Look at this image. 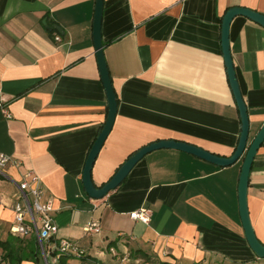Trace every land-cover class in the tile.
Instances as JSON below:
<instances>
[{
  "label": "crops",
  "instance_id": "1",
  "mask_svg": "<svg viewBox=\"0 0 264 264\" xmlns=\"http://www.w3.org/2000/svg\"><path fill=\"white\" fill-rule=\"evenodd\" d=\"M96 4L0 0V95L12 113L7 119L0 111V154L13 159L0 172V239L11 235L18 185L33 172L53 199L57 239L102 263L109 264V253L113 262L130 264L141 250L171 264H264L240 216L244 157L221 167L160 149L106 197L87 195L84 168L108 117L94 43ZM233 7L264 14V0H104L103 52L118 111L93 166L97 187L138 150L161 140L234 154L242 123L222 49L223 18ZM54 25L62 33L48 29ZM230 50L250 143L264 125V27L235 17ZM140 208L152 211L149 224L131 218ZM248 208L264 245V142L250 172ZM94 221L101 232L85 233Z\"/></svg>",
  "mask_w": 264,
  "mask_h": 264
},
{
  "label": "water",
  "instance_id": "2",
  "mask_svg": "<svg viewBox=\"0 0 264 264\" xmlns=\"http://www.w3.org/2000/svg\"><path fill=\"white\" fill-rule=\"evenodd\" d=\"M103 9L104 0H97L96 13L94 20V43L97 55V60L100 68L101 79L104 84L107 99H108V117L107 121L100 132L98 138L96 139L83 172V186L87 195L92 199H102L106 197L109 192L118 188L128 177L133 168L149 153L160 150V149H174L186 152L188 154L194 155L201 158L207 162L213 163L217 166L228 167L236 162H238L242 157H244L242 172L240 176L239 183V208L240 216L245 232L247 242L260 259H264V245L257 238V235L253 229V225L250 218L249 208H248V185L249 177L255 156L264 142V125L258 134L255 136L252 142L249 143L250 139V120L247 110V105L241 93L240 85L237 79V74L234 67V62L230 50V27L233 19L237 16H244L253 22L264 27V14L259 13L254 10H250L244 7H233L230 8L222 22V49L224 54V59L228 71L230 85L240 111L242 131L240 135V140L234 154L227 158L221 157L219 155L213 154L206 151L198 146L176 140H161L159 142L151 143L133 154L116 172V174L111 178L109 182L104 184L102 187H97L92 179V170L95 161L99 155L101 148L103 147L108 135L110 134L118 111V101L116 92L113 88V82L109 74L107 63L105 60L103 52V40H102V19H103ZM46 24V21H44ZM49 30H57L62 33L59 26L54 25L48 27Z\"/></svg>",
  "mask_w": 264,
  "mask_h": 264
},
{
  "label": "built area",
  "instance_id": "3",
  "mask_svg": "<svg viewBox=\"0 0 264 264\" xmlns=\"http://www.w3.org/2000/svg\"><path fill=\"white\" fill-rule=\"evenodd\" d=\"M0 111L7 119L12 118L9 106L3 96L0 95ZM13 159L9 156L0 154V172L1 168L10 164ZM15 166H19L13 162ZM19 195L17 200L12 205L14 220L10 228V232L14 235L20 234L23 236L36 235L42 256L47 264H50L47 259V254L44 250V244L57 239L59 228L53 219L55 211L54 202L51 198L45 197L44 189L40 184V178L33 172H28L23 176L21 183L18 185ZM3 203L0 195V205ZM152 217V211L148 208H140L132 212L131 218L135 221L149 224ZM87 234H98L101 232V227L98 222L94 221L84 228ZM58 255L53 256L52 264L58 262V258L62 254H72L75 256L84 255V251L77 245L68 240H60L58 245ZM113 252L114 249H111Z\"/></svg>",
  "mask_w": 264,
  "mask_h": 264
},
{
  "label": "trees",
  "instance_id": "4",
  "mask_svg": "<svg viewBox=\"0 0 264 264\" xmlns=\"http://www.w3.org/2000/svg\"><path fill=\"white\" fill-rule=\"evenodd\" d=\"M28 238L30 239L25 240ZM58 245V239L45 243L44 250L46 254L48 256L58 255ZM0 248L2 249L4 260L8 261L9 264H22L24 261H31L35 264H40V262L43 260L38 239L33 235L23 236L20 234L14 235L11 233L8 239H0ZM138 257L142 258V260L144 259L145 264H171L170 262L161 261L156 256H150L147 252H142L141 250H138L135 253V260H137ZM74 260H77L79 264H106L92 259L90 256H86L85 252L82 256L62 254L59 256L58 262L55 264H72Z\"/></svg>",
  "mask_w": 264,
  "mask_h": 264
},
{
  "label": "rangeland",
  "instance_id": "5",
  "mask_svg": "<svg viewBox=\"0 0 264 264\" xmlns=\"http://www.w3.org/2000/svg\"><path fill=\"white\" fill-rule=\"evenodd\" d=\"M25 240H29V239H25ZM105 248H106V246H105ZM42 253V252H41ZM3 254V253H2ZM108 255H107V261L106 262H108L109 264H118L117 262L115 263V262H113V261H115L116 259L112 256V254H109V253H107ZM91 255H93V256H95L96 255V253L95 254H91ZM133 257V259L131 258V261H130V264H134V261H135V255H133L132 256ZM42 258V257H41ZM43 260L40 262V264H47V262H46V260L44 259V257L42 258ZM100 259H104V257H100ZM48 262L50 263V264H52V258L51 257H49L48 256ZM119 263L121 264V262L119 261ZM0 264H9L8 263V261H6V260H4V257H3V255H2V257H1V253H0ZM72 264H79V262L77 261V260H74L73 262H72ZM122 264H129V262H123ZM138 264H145L144 263V259L142 260V261H139V263ZM263 264V263H262Z\"/></svg>",
  "mask_w": 264,
  "mask_h": 264
}]
</instances>
